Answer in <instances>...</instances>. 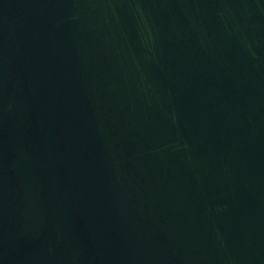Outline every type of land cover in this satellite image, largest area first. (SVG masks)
I'll return each instance as SVG.
<instances>
[{
	"label": "water",
	"instance_id": "1",
	"mask_svg": "<svg viewBox=\"0 0 264 264\" xmlns=\"http://www.w3.org/2000/svg\"><path fill=\"white\" fill-rule=\"evenodd\" d=\"M0 264H264V0H0Z\"/></svg>",
	"mask_w": 264,
	"mask_h": 264
}]
</instances>
